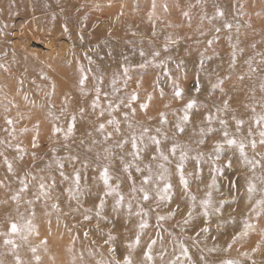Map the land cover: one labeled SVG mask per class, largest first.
Returning <instances> with one entry per match:
<instances>
[{
	"label": "rangeland",
	"instance_id": "374dc122",
	"mask_svg": "<svg viewBox=\"0 0 264 264\" xmlns=\"http://www.w3.org/2000/svg\"><path fill=\"white\" fill-rule=\"evenodd\" d=\"M262 118L264 0H0V264H264Z\"/></svg>",
	"mask_w": 264,
	"mask_h": 264
},
{
	"label": "snow or ice",
	"instance_id": "6c2138e0",
	"mask_svg": "<svg viewBox=\"0 0 264 264\" xmlns=\"http://www.w3.org/2000/svg\"><path fill=\"white\" fill-rule=\"evenodd\" d=\"M229 27H230V25H229ZM80 83H81V85H83L84 80L81 79ZM97 91H99V90H97ZM174 94H175L176 97H180V96L182 95V90L178 89ZM132 99L135 100V99H136V96L133 95V96H132ZM149 99H150V97H149ZM194 103H195V101H191V102H189V103L187 104V109H191V108L193 107ZM226 105H227V102H225V106H226ZM141 106L144 107V108L147 107L146 104L141 105ZM182 119H183V121H185V122L189 120V116L187 115V113L183 116ZM209 119H211V117H209ZM262 119H264V118H262ZM9 123H11V121H9ZM109 123H112V121H109ZM221 123H224V121H221ZM239 123H242V121H238V124H239ZM178 127H179V126H178ZM101 128H103V125H101ZM179 130L182 132L184 129H183L182 127H180ZM56 131H59V129H56ZM68 131H69V132L72 131L71 127L69 128ZM224 135H225V137H227L228 133L225 132ZM260 135H261L262 137H264V132H261ZM154 142H155L157 145L159 144V141H158V140H154ZM227 143H228L229 145H236V144H237V141H236L235 139H229V140H227ZM261 143L264 144V139L261 140ZM34 146H35V144H34ZM252 146H253V148H255V142H253ZM135 147H136V145H135V143H133V148H135ZM238 147H239V150H240L241 155L243 156V155H244V144H243V143H240V144L238 145ZM175 151H176V147L173 146V148H172V152L175 153ZM217 153L219 154V146H218V149H217ZM161 156H162V158H163L164 160H167V159H168V157H167V156H164L163 153H161ZM184 158H185V157H184V155L182 154V155H181V164L177 165V168H178V171L180 172V183L184 186L185 189H187V187H188V181H187V180L185 179V177H184L183 163H182L183 160H184ZM228 166H229V167L231 166V162L228 163ZM161 167H163V166L161 165ZM9 169H11V165H9ZM139 170H140V169L137 168V171H139ZM218 171H219V169H218ZM61 175H63V173H61ZM102 176H103V179H104V183L107 185V184H108V179H109V177H108V170H107V169L104 170V172L102 173ZM160 178H161V179H164L163 175H161ZM78 179H79V177L77 176V180H78ZM147 182H148V179L146 178V179H145V183H147ZM41 187H43V185H41ZM171 187H172L171 184H167V183H166V184H165V187H164V192L167 193ZM141 191L144 192V196H143V198H144L145 200L149 199L148 193L145 192L143 188H141ZM248 191H249L250 193H251L252 191H254V186H249ZM208 195H209V198H210L211 194L209 193ZM165 198H166L165 196H161V199H165ZM167 198L170 199V197H167ZM120 199L123 200V197H120ZM192 199L194 200L195 197H192ZM209 202H210V199L204 201V204L207 205ZM118 203H119V201H118ZM258 203H264V202H262V201H258ZM217 211H219V209H217ZM205 215H207V212H205ZM86 218H87V217H86ZM160 219H163V217H161ZM145 226H146V225H144V224L141 225V227H145ZM11 230H12V232H16V231L18 230V229H17V226H16L15 224H13V225L11 226ZM204 231H207V229H204ZM8 242L10 243V241H8ZM136 243H139V237H137ZM149 247H151V246H149ZM33 251H35V250H33ZM186 251H187V250L185 249V253H186ZM146 255H147V258H148L149 260L152 259L151 255H148V254H146ZM125 264H131V261H130L128 258H125ZM226 264H236V262H234V261H227Z\"/></svg>",
	"mask_w": 264,
	"mask_h": 264
},
{
	"label": "bare ground",
	"instance_id": "6f19581e",
	"mask_svg": "<svg viewBox=\"0 0 264 264\" xmlns=\"http://www.w3.org/2000/svg\"><path fill=\"white\" fill-rule=\"evenodd\" d=\"M43 1H48V0H43ZM74 193H75V192H74ZM86 198H87V199H89V200H88V201H89L88 203H92V201H90V200H92V199H91V197H90V195H89V194L87 195V197H86ZM93 207H95V206H93Z\"/></svg>",
	"mask_w": 264,
	"mask_h": 264
}]
</instances>
